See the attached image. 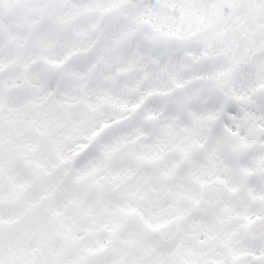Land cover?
Wrapping results in <instances>:
<instances>
[{
	"label": "trees",
	"instance_id": "trees-1",
	"mask_svg": "<svg viewBox=\"0 0 264 264\" xmlns=\"http://www.w3.org/2000/svg\"><path fill=\"white\" fill-rule=\"evenodd\" d=\"M25 1V5L2 17L4 28L0 31V57L6 53L10 57L3 59L0 66V97L3 95L5 100L9 95L18 96L16 109L22 111L20 107L33 104L34 107L29 111L34 113L36 110L44 111V104L52 102L55 92L71 98L70 110H74L86 99L87 92L91 91L97 96V107L106 119L117 122L127 115H134L128 120L126 127H120L117 131L106 135L96 133L91 137L83 135L87 137L85 141L77 140L68 144V147L76 150L78 145L96 143L94 150L72 165H64V159L52 155L53 147L38 132L30 134L24 131L25 140L14 142V148L10 146L6 152V163L12 169V174L20 176L23 183L25 181V184L20 182L22 188H16L15 192H22L25 187L28 190L26 201L29 204H24L18 209L20 214L13 217L14 220L20 218L15 229L4 231L0 227V236L3 235L0 244L6 241L10 244L13 234L26 233L33 241H42L43 250H46L56 242L55 233L61 232L53 223L55 214L61 219L69 218L81 226L85 215L98 210L107 199L108 194L95 188L102 174L96 172L98 163H93L95 158L102 162L104 154L110 155V170L113 175L127 177L134 173L136 177L143 179L159 176L153 164L155 153L132 152L127 144L115 145L112 139L132 130L141 131L138 116L147 115L152 108L160 114L171 113V110H164L158 95L166 85L164 68L169 64L173 65L175 61L167 63L163 49L144 48L147 31L139 25L140 8L136 5L120 9L119 6L123 8V3L111 5V1L105 0L108 7L104 11H98L94 5L98 0H93L91 6L94 11L83 16L81 14L91 0ZM55 7L57 12H54ZM63 14L65 18L61 16ZM160 17L157 15L153 19L154 24L162 30L163 23L158 19ZM10 38H14L15 42L7 50L3 47ZM78 53L84 55L79 78L65 76L58 83L49 82L36 64L38 60L53 63L47 57L51 54L69 58ZM120 69L128 73L119 76L117 72ZM17 77L19 80L14 82ZM16 86L22 90L19 95L15 90ZM22 130L23 128L21 132ZM31 135L33 136L30 138ZM138 136L143 140V134ZM157 140L154 137L148 142ZM24 141L30 144L31 149L42 143L46 145L51 166L44 173L36 169L32 157L25 150ZM103 145L109 148L105 151L102 149ZM140 156H144L148 162L141 165ZM224 156L221 155V158L224 159ZM40 204L42 206L38 211L29 213L34 206ZM31 254L36 258L35 250L32 249ZM26 264L36 263L29 260Z\"/></svg>",
	"mask_w": 264,
	"mask_h": 264
},
{
	"label": "rangeland",
	"instance_id": "rangeland-1",
	"mask_svg": "<svg viewBox=\"0 0 264 264\" xmlns=\"http://www.w3.org/2000/svg\"><path fill=\"white\" fill-rule=\"evenodd\" d=\"M109 1H111V5H113V3H123L124 6L123 8L119 6L120 9L130 8V6L134 7L137 3H148L146 19L150 21H152L151 18H156L157 15L161 16L160 21L162 22L163 19L165 20L168 17H176L178 19V14L190 11L193 12L194 10L190 9L189 11L185 7L181 9L178 8L175 4L176 2H174L175 0ZM93 2L94 1L91 0L88 3L87 8L81 15L85 16L94 11L93 6H91ZM94 3V5H96L95 9L98 11H104L108 7L105 0H98ZM25 4V0H0V30H3L4 28L2 17H6L8 13ZM233 4L234 6L235 4H239L238 8H241V10L245 8V15L243 17L246 20H251L255 16L261 17V20L259 21L260 24H255L256 27L249 24L246 26H238L233 33H244V36L248 37L254 28L255 30L253 32L255 34V38L264 36V0H217L212 20L209 24L204 25L200 31H194L187 35H182L178 32V30H176V32L169 33L161 30L155 25L154 29L147 31L145 34L148 38L145 47L148 49L165 47V53L169 50L186 49L189 47L190 43H198L203 45V47H207L212 32L224 28L223 24L221 25V22H223L224 11L225 9L230 8ZM192 7L193 6L191 5V8ZM56 8L57 7H55L54 12H57ZM61 16L65 18V14ZM227 37L229 38V36ZM228 38L226 40L228 42L225 41L223 48L217 51L216 55L224 56L229 60L230 64H232L235 60V52L234 47L233 51L230 49L231 39ZM14 42V38L6 40L3 48L8 50L12 45H14ZM229 44L230 47H228ZM9 55V53H6L5 56L0 57V66L2 65V60L10 57ZM230 56L232 58H230ZM47 57L52 60L53 63L46 64L38 62L46 77L60 78V76L64 74L66 77L79 78L80 69L78 67L70 63L66 66L62 65L63 55L51 54ZM74 61H78V63L82 62L80 61V57L76 58ZM218 71L219 74H217L215 78L216 86L215 84H212L209 89L224 88L237 100H242L249 96V92L241 90L242 86H236L235 79L238 75L243 74L240 69L234 68L232 70L231 67L228 71L220 69ZM120 72L121 74L128 73L124 69H121ZM32 77L35 76L32 75ZM18 78L19 77H17L14 82H17L19 80ZM6 79L7 81L9 80V78ZM174 81L175 78L173 77V79L168 80L166 84L173 83ZM235 86L237 87L236 89L234 88ZM180 95L182 101L179 103V113L177 115H190L191 120L182 124L180 126L181 128H175L172 130L173 127L177 126H173L176 121L171 119L173 121L172 124H167L164 127L166 130L165 134L162 133L161 142L152 146L146 145L143 147L146 154L153 152L155 153V156H161L163 159H167L169 161L170 154L173 152L172 150L177 149L174 145L165 142L167 141L166 136L168 134L167 131L169 130H171L170 135L172 137V141L179 144L180 148L177 150V153L181 156L183 155L182 159L184 160H190V158L195 157L194 155H197L198 153L202 154L203 152L210 150L203 143L201 136V131L206 128L205 125L208 122V119L201 120L199 116L201 115V112L194 110L193 103H195V101H188L185 93H178L179 98ZM17 100L18 99L13 96H9L5 100L3 95L0 97V227H2L4 231L15 229L20 218L18 217L14 220L13 217L20 214L18 209L22 208L24 204H29L26 201V191L28 190H26L25 187L22 189V192H15L16 188H22L20 182L25 184V181L23 183L20 176L12 174V169L9 164L6 163L5 159V154H7L6 152L10 146L14 148V142L20 139L25 140L24 131H28L30 134L38 132L42 138H47V141L53 147L52 150L54 152L51 153L52 155H58L60 159L65 158L66 161L73 162L79 159L81 155L89 149V147H80V150L73 152L72 149L68 147V144L77 140L85 141L87 137H91L97 132L99 134H105L113 129H117L118 127V124H111L108 122L110 120L104 117V113L97 107V96L91 91L87 92L86 99L83 100L77 108H74V110H70V98L61 95L60 92L54 94L50 104H44V111L36 110L34 113H30L29 111L34 107L33 104L20 107L22 111H19V108L16 109L15 105L18 103ZM189 105H192L193 108H189ZM247 112L248 111L243 109L240 114L229 115V120L232 119V123L229 126H233L236 129L235 131L238 132V137L234 143V146L237 148V153L233 156L236 161L241 160L244 156V151L246 149H253L256 142L260 140V121L254 116L252 118H248ZM152 116L156 121L158 116L156 110H154ZM237 117L239 118L235 120ZM162 119H164V117H162ZM160 127L161 125L159 124L158 128ZM233 127L232 129H234ZM21 128H23L22 132ZM186 129H189L190 131L185 132ZM157 130L158 129H156L155 132H157ZM183 132L187 135L186 144H184L180 138ZM83 135L87 137H83ZM32 136L33 135H31L30 138ZM131 137L132 135L125 137L116 136L112 140L115 145H119V143L123 145L127 144ZM24 142L26 143L25 150H27V153H29L32 157L36 169L40 173H44L51 166L47 156L46 145H42V143L39 147L31 149L30 144L26 141ZM92 146L93 145H91V147ZM139 147L140 144L137 142H131L128 146L132 152H136ZM108 148L109 147L107 145L102 146V149L105 151ZM103 158L104 160L102 162H98V158L93 160V163H98L96 172L99 174L102 173L98 185L102 186L103 183H109L111 181L116 184L109 189L107 188L103 190L101 189L102 187H96L97 189H101L99 191H104L106 194H110L111 200H109L106 204L107 206L105 209L102 208L101 212L98 213V218L94 228L87 230L83 227H78L71 219L66 217L61 219L59 215L55 214L53 216V223L61 232L55 233L54 239L56 242L52 244L50 248L43 250L44 244L42 241L35 242L26 233L22 235L13 234L12 242L10 244L8 241L0 244V264H26V261L29 260H33L36 264H86L84 260L86 258L89 260V263L87 264H142L140 261L136 262L132 259V250L120 249L118 235L110 231L112 227L110 223L113 211L118 208L117 204L121 203L129 205L128 207L132 206L145 216H149V212L151 213V210H154V208L164 209L162 203L163 198L167 199L172 193H176L177 191L168 185H165L163 190L162 186L159 189H156L154 193L165 194V196L161 197L158 201H153V204H151V200H149L147 196L149 191L141 189L142 187L138 184V181L134 180V175L127 176L126 178H122L118 174L113 175L110 170V155L104 154ZM200 159L202 161L207 160L201 157ZM210 160L216 162L221 161L218 155L214 154H212V158ZM139 162L142 165L148 162V160L143 156L140 158ZM164 168H166V164H164L162 168L157 171V173H162ZM161 178L162 174L159 179ZM246 188V184L242 182L238 189L244 190V193H248L245 191ZM229 194H233V192H229ZM247 199L245 202L248 205L249 201H247ZM32 200L36 199L32 198ZM245 202L241 207L235 208L236 210L241 211L244 215L248 214V210L249 214L251 213L250 206L248 205L246 207ZM41 206L42 204L34 206L29 213H35L39 208H41ZM25 215H28V213ZM22 218L23 216L21 215V219ZM2 238L3 235L0 236V241H2ZM90 242L93 245L90 244ZM104 245H107V250L104 254H101L100 249ZM32 249L36 251V258H34L31 254Z\"/></svg>",
	"mask_w": 264,
	"mask_h": 264
},
{
	"label": "flooded vegetation",
	"instance_id": "flooded-vegetation-1",
	"mask_svg": "<svg viewBox=\"0 0 264 264\" xmlns=\"http://www.w3.org/2000/svg\"><path fill=\"white\" fill-rule=\"evenodd\" d=\"M216 4L217 0H195L193 4L181 3L178 8L194 10L178 14L179 20L176 17L175 19L179 23H194L195 31H200L212 20ZM238 7L239 4L235 6L233 4L225 9L223 22H221L224 28L212 32L207 47L195 43L193 87L195 103L193 106L195 111L201 112L200 119H208V122L231 121L229 115L240 114L243 109L248 111V118L254 116L258 119L261 124V135L255 146L258 147L259 159L242 162L211 161L212 154L216 155L218 148L225 149L226 145L232 143L227 136H231L234 140L238 136L233 137V134L229 133L232 128L224 127L225 133H221L222 136L218 137L211 132L212 125L206 123L201 136L203 143L210 150L202 154L198 153V156L194 155L195 157L190 160H184L183 155L177 153L180 147L178 143L172 141L171 130L167 131L165 142L174 145L177 149L172 150L169 161H166L162 178L155 179L149 184L147 196L153 204V201H158L165 196V194L154 193L156 189L163 186L164 190L165 185H168L177 192L172 193L167 199L163 198L164 209L154 208L151 213L148 211L149 216H145L132 206L118 203L110 223L112 226L110 231L119 237L120 249L132 250V259L136 262L140 261L142 264H244L243 262L235 263L236 258L239 256L246 258L251 254L256 257L251 264H264L262 261L264 232L255 240H250L247 236L250 221L256 217L264 219V36L255 38L254 28L248 37H245L244 33H233L238 26L248 24L255 26L260 24L261 20L258 16L251 20L244 19L245 8L241 10ZM227 36L231 39L232 51L233 47H238L240 41L242 43L244 41L246 43H243V48L245 49L246 44L248 48L245 54L257 57L253 61L247 60L243 74L236 78V86H242L241 90L249 92V96L240 101L237 100L241 108L234 114L229 112L226 105L235 97L224 88L209 89L212 84H215L219 69L225 71L231 67L232 70L234 69V61L230 64L224 56L216 55V52L223 48ZM253 40L254 44H251ZM242 55L243 58L246 57ZM206 58H208V64L204 62ZM255 63L259 70L258 81L252 83V65ZM255 85L259 86L257 90ZM163 117L181 122L179 125H173L177 127H173L172 130L181 128L182 124L191 120L190 115L184 114ZM188 131L190 130L186 129L185 132ZM182 134L180 138L186 144L187 135L184 132ZM252 151L254 149H246L244 154L248 156ZM200 157L207 160L202 161ZM218 179L225 183V190L220 189L219 186L222 183L215 181ZM242 182L246 184L245 191L248 193L238 189ZM246 199L251 208L250 214L249 210L247 211L249 215H244L235 209L241 207ZM248 205L246 204V207ZM99 212L101 210L96 211L93 218L84 223L83 228L87 230L94 228ZM102 247L107 248V245ZM86 259L84 260L87 264L89 260Z\"/></svg>",
	"mask_w": 264,
	"mask_h": 264
},
{
	"label": "water",
	"instance_id": "water-1",
	"mask_svg": "<svg viewBox=\"0 0 264 264\" xmlns=\"http://www.w3.org/2000/svg\"><path fill=\"white\" fill-rule=\"evenodd\" d=\"M144 25L145 26H149L150 28H151V25L148 23V22H145L144 23ZM157 163H160L161 162V159H158L157 161H156ZM215 181H217V182H221L222 183V185H220L219 187H220V189L222 190L223 189V181H221V180H215ZM262 221V222H261ZM251 229L253 228V227H255V226H258L259 227V229L257 230V231H254L253 233L254 234H256V235H258V234H261L262 232H263V230H264V219H259V218H257L256 220H254L252 223H251Z\"/></svg>",
	"mask_w": 264,
	"mask_h": 264
}]
</instances>
